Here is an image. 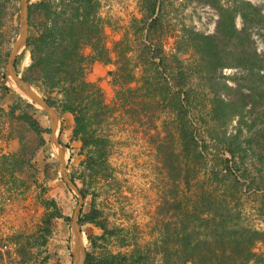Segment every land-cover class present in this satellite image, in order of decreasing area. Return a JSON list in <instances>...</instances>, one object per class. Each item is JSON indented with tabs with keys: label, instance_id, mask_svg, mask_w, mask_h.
Instances as JSON below:
<instances>
[{
	"label": "rangeland",
	"instance_id": "1",
	"mask_svg": "<svg viewBox=\"0 0 264 264\" xmlns=\"http://www.w3.org/2000/svg\"><path fill=\"white\" fill-rule=\"evenodd\" d=\"M0 1L10 55L22 4ZM148 4L102 0L114 62L97 60L88 71L101 88L84 93L88 140L75 134L62 95L52 98L67 173L84 195L82 216L97 209L96 222L79 223L86 256L100 264H119L112 259L119 253L130 264H182L171 252L178 247L176 231L181 214L194 213L201 189L202 208L221 197L241 219L264 229V0H159L161 20L142 37ZM227 9L241 35H217ZM203 44L211 49L206 55L197 50ZM23 51L25 77L32 59ZM12 89L0 86V264H74L79 196L63 177L49 114ZM26 116L39 120L42 134ZM216 187L219 195L211 197ZM256 249L264 252V242Z\"/></svg>",
	"mask_w": 264,
	"mask_h": 264
},
{
	"label": "trees",
	"instance_id": "2",
	"mask_svg": "<svg viewBox=\"0 0 264 264\" xmlns=\"http://www.w3.org/2000/svg\"><path fill=\"white\" fill-rule=\"evenodd\" d=\"M141 1L146 4L150 2L140 18L143 24L140 27V34L142 37H147L158 26L162 8L159 0ZM251 4V2H245V5ZM101 8L102 0L31 2L29 4L30 35L27 47L22 53V55L28 53V61L32 59L25 78L42 86L47 92L45 95L47 100L52 105H55L57 101L52 99L53 94L62 95L59 99L61 109L63 112L73 113L76 121L75 134H82L80 136L84 140L86 139L84 93L94 90L101 92L97 83L88 79V71L91 64L97 60L106 63L114 62L106 43V23L101 15ZM5 9V4L0 1V86L6 91H14L7 84L4 69L9 55V51H6L4 47V37H6L4 19L7 16ZM227 11L230 13L228 22H225L226 17L221 13L217 35L229 32L241 35L243 32L236 26L233 11L228 9ZM241 14L244 16L243 13ZM42 17L44 18L40 19ZM203 37L211 39L213 36L203 34ZM208 46L209 44H203L201 47L198 45L197 50L199 49L201 55H206L211 50ZM86 47H91L92 52L86 53L84 51ZM254 54L261 56L257 50H254ZM19 63L18 55L16 65L20 72ZM113 73V70L109 71V74ZM19 96L25 99L21 94ZM25 118L35 131L42 134L43 127L36 117L26 116ZM73 180L76 182L74 178ZM185 193L188 192L185 191ZM210 193L211 197L219 195L218 187L215 190L212 189ZM205 194L203 189L197 190L194 194L196 197L194 213L191 214L187 209L181 214L179 221L181 229H177L175 239L178 247L171 251L177 256L178 262L182 264H247L254 260L263 263L264 252L256 248L260 242H264V229L255 226L251 220L241 219L234 213L229 203L221 197H213L212 206L202 208V201L206 200ZM82 211L79 222L84 219L96 222L98 214L96 208H93L85 217L82 216ZM104 228L107 230L105 226ZM48 231L50 230L46 227L45 232ZM112 259L121 260L119 264H130L128 255L122 253L113 254ZM85 264L100 263L95 262L94 257L88 254Z\"/></svg>",
	"mask_w": 264,
	"mask_h": 264
},
{
	"label": "water",
	"instance_id": "3",
	"mask_svg": "<svg viewBox=\"0 0 264 264\" xmlns=\"http://www.w3.org/2000/svg\"><path fill=\"white\" fill-rule=\"evenodd\" d=\"M21 28L19 35L17 36L13 49L10 52L6 76L8 82L13 81L29 95L33 97L41 108L49 114L52 125V142L57 150L58 156L62 161V173L65 181L73 189V191L79 196V204L75 210L73 216V229L75 235V247H74V264L86 263V251L83 243V236L81 232V226L79 223V217L83 208L84 195L82 194L77 183L67 173V156L66 148L60 142L59 138V110L52 105L46 98L45 94L41 91L39 85L35 82L27 80L17 69L16 59L18 54L27 47L29 35H30V17H29V4L30 0H21ZM18 91V90H17ZM21 93V92H20ZM22 94V93H21ZM23 95V94H22Z\"/></svg>",
	"mask_w": 264,
	"mask_h": 264
},
{
	"label": "bare ground",
	"instance_id": "4",
	"mask_svg": "<svg viewBox=\"0 0 264 264\" xmlns=\"http://www.w3.org/2000/svg\"><path fill=\"white\" fill-rule=\"evenodd\" d=\"M9 84L14 87L16 90L21 92L25 97L29 98L31 101H33V97L29 95L26 91H24L21 87H19L16 83L13 81H10ZM40 106V105H39Z\"/></svg>",
	"mask_w": 264,
	"mask_h": 264
}]
</instances>
